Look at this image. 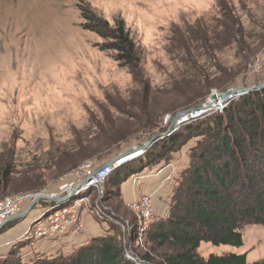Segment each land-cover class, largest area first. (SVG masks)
I'll return each mask as SVG.
<instances>
[{
	"label": "rangeland",
	"instance_id": "rangeland-1",
	"mask_svg": "<svg viewBox=\"0 0 264 264\" xmlns=\"http://www.w3.org/2000/svg\"><path fill=\"white\" fill-rule=\"evenodd\" d=\"M225 1L240 19L241 40L246 47L243 51L234 45L216 57L228 71H240L227 86H213L199 101L186 103L188 86L181 81L184 64L180 56L169 51L172 32L174 27L193 25L197 19L211 22L218 13L215 0H0V154H13L9 166L16 177L30 170L37 179L35 188L26 187L18 179L11 182L0 199L44 189L64 190L72 183L68 175L74 170L97 169L150 140L167 129L173 114L202 103L213 92L264 83V59L258 61L264 55V0ZM86 10L110 22L113 18L124 20L149 83L146 99L143 84H136L128 68L114 59L113 51L101 50L102 39L84 28ZM212 64L208 72L214 77L220 71ZM262 89L264 84L252 91ZM248 92L223 101L218 97L217 105L183 118L158 141L224 112L233 99ZM156 102L166 109L159 126L151 132L141 131L138 121L146 123ZM201 140L188 136L184 144L168 153L167 159L139 167L118 185L105 186L102 192L72 189L60 206L74 200L79 203L86 228L79 235L92 228V234L82 243L63 240L66 237L55 241L24 237V231L51 206L35 203L26 216L8 221L0 229V263L12 258L31 264L68 255L90 238L112 232L111 227L125 234L137 224L138 238L131 240L125 234L124 255L136 261L151 250L153 260L147 264H160L177 248L145 242L143 232L150 225L146 228L140 224L128 204L149 195L155 209L152 222L166 218L190 166L191 152ZM147 150L121 163L133 164ZM18 188L23 189L16 191ZM96 203L102 205L97 214L93 209ZM240 229L241 246L202 242L198 254L245 253L249 263L264 264V225L248 223Z\"/></svg>",
	"mask_w": 264,
	"mask_h": 264
},
{
	"label": "trees",
	"instance_id": "trees-1",
	"mask_svg": "<svg viewBox=\"0 0 264 264\" xmlns=\"http://www.w3.org/2000/svg\"><path fill=\"white\" fill-rule=\"evenodd\" d=\"M215 1L218 13L211 22L197 19L193 25L174 27L172 32L169 51L180 56L184 64L181 81L188 86L186 103L199 101L213 86H227L240 71H228L216 57L225 48L236 45L244 51L246 46L241 40L243 27L234 9L226 6L225 0ZM84 18V28L102 39L101 50L113 51L114 59L128 68L134 82L143 84L146 99L150 94L149 83L144 79L135 43L124 20L113 18L110 22L91 10L84 12ZM247 61L248 56L244 58L245 65ZM210 63L219 69V75L211 77ZM156 103L146 123L138 121L141 131L151 132L159 126L166 109ZM209 117L180 134L160 142L155 140L135 163H121L116 167L105 186L118 185L139 167L167 159L168 153L184 144L188 136L201 137L199 146L191 152L190 166L169 215L144 230V241L177 248L176 252L165 255L160 264H260L249 263L245 253H210L202 257L197 249L202 242L239 247L243 244L240 229L243 224L264 225V89L233 99L224 112ZM13 159V154L5 157L0 154V197L17 179L27 184L26 187L35 188L33 182L37 179L30 170L22 171L21 177L15 176L16 172L9 166ZM20 189L23 188L16 191ZM37 204L55 205L46 200H39ZM131 228L125 234L135 240L139 226ZM111 229L110 233L90 238L68 255L47 257L31 264H147L153 260L151 250L139 260L127 258L125 234L119 228ZM0 264L24 263L6 258Z\"/></svg>",
	"mask_w": 264,
	"mask_h": 264
},
{
	"label": "built area",
	"instance_id": "built-area-1",
	"mask_svg": "<svg viewBox=\"0 0 264 264\" xmlns=\"http://www.w3.org/2000/svg\"><path fill=\"white\" fill-rule=\"evenodd\" d=\"M260 59L263 60L264 55H262L258 61ZM120 163V161H115L114 163L108 164L104 167H98L91 171L80 167L68 175V178L72 179V183L64 190L55 189L48 191L44 189L35 192H25L6 196L0 199V229L10 221V218L24 212L29 204L41 195L63 197L71 195L72 189L74 192H77L92 188L102 192L109 176L113 170L120 165ZM37 202H39V200L36 201V203ZM64 202L65 201L62 203L54 202L55 205L46 208L39 218L34 220L24 231L23 236L33 240L47 238L55 241V239L58 238L84 232L85 226L80 216L78 208L79 203L74 200L71 204L60 206ZM128 206L130 210L138 216L140 224L147 228L152 222L155 214L153 198L149 195H143L130 201ZM101 208L102 205L96 203L93 209L97 214L100 212Z\"/></svg>",
	"mask_w": 264,
	"mask_h": 264
},
{
	"label": "water",
	"instance_id": "water-1",
	"mask_svg": "<svg viewBox=\"0 0 264 264\" xmlns=\"http://www.w3.org/2000/svg\"><path fill=\"white\" fill-rule=\"evenodd\" d=\"M264 84V83H262ZM262 84H256V85H252V86H238V87H230V88H226L220 92H213L211 94V96L204 100L202 103L197 104L195 106H192L190 108H186L184 110L178 111L175 114H173L171 116L170 119V124L167 127V129L161 133L156 134L155 136H153L150 140H147L139 145H136L134 147H132L130 150L124 152L123 154L116 156L114 158H112L111 160H109L108 162H106L105 164H103L100 167H104L108 164L114 163L115 161H124L127 158L131 157L132 155L135 154H139L142 151H144L145 149H147L155 140L167 135L172 129H174V127L176 126V124L178 122H180L183 118H188L194 115H197L198 113H200V111L208 109L213 107L214 105H217L219 102L216 100L218 98V96H220L222 98V101L225 99H230L236 96H239L240 94L247 92V91H252L254 89H257L258 87H260ZM70 196V195H69ZM69 196H63V197H49V196H39L37 198H35L28 206V208L10 218V220H14L17 218H22L24 216L27 215V213L32 209L33 205L36 203V201L38 200H48V201H52L55 203H62L63 201H65Z\"/></svg>",
	"mask_w": 264,
	"mask_h": 264
},
{
	"label": "crops",
	"instance_id": "crops-1",
	"mask_svg": "<svg viewBox=\"0 0 264 264\" xmlns=\"http://www.w3.org/2000/svg\"><path fill=\"white\" fill-rule=\"evenodd\" d=\"M86 229V228H85ZM89 232V233H88ZM88 232L87 230H85V234H81V235H69L67 236L65 239L63 240H67L68 238V241L71 243V242H77L79 241L80 243H82L86 238H88V236H90L92 234V228L89 227L88 229ZM91 233V234H90ZM82 241V242H81Z\"/></svg>",
	"mask_w": 264,
	"mask_h": 264
},
{
	"label": "bare ground",
	"instance_id": "bare-ground-1",
	"mask_svg": "<svg viewBox=\"0 0 264 264\" xmlns=\"http://www.w3.org/2000/svg\"><path fill=\"white\" fill-rule=\"evenodd\" d=\"M220 99H221V101H222V98L220 97V96H218Z\"/></svg>",
	"mask_w": 264,
	"mask_h": 264
}]
</instances>
